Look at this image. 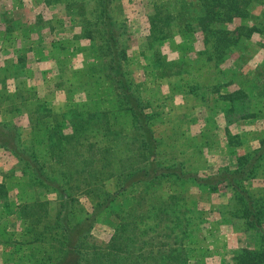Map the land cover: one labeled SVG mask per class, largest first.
<instances>
[{
	"label": "rangeland",
	"instance_id": "374dc122",
	"mask_svg": "<svg viewBox=\"0 0 264 264\" xmlns=\"http://www.w3.org/2000/svg\"><path fill=\"white\" fill-rule=\"evenodd\" d=\"M161 1H114V14L129 32L127 59L123 63L126 77L149 108L162 154L174 158L172 162L183 161L190 172L199 175L232 167L237 155L258 146L264 130V28L250 37L244 35V28L253 21L258 26L264 24L261 23L264 3L251 5V18H235L222 25L231 30L238 27L240 35L223 61H216L207 59L211 43H204L203 32L198 28L183 32L180 27H171L165 37L151 32L148 16ZM168 3L170 9L176 8L173 2ZM96 5V0H0V67L5 59L12 58L15 63V57L23 54L26 64L16 69L18 76L14 80H7L9 89L35 91L58 114L68 104L79 112L110 108L117 118L116 125L128 134L130 116L116 99L105 69V43L96 24ZM237 89L248 93L238 106V113L248 106L254 111L263 108L255 117L228 125L222 112L225 103L218 94ZM31 109L24 108L14 119L27 147ZM227 131L237 143L227 144ZM41 132H36V136L41 137ZM36 148L39 151L43 145L38 143ZM0 179L16 192V197L11 195L9 199L5 189L6 194L0 196V264H12L14 259L17 264H24L22 255L13 251L17 247L15 241L22 240L20 221L9 213L16 208L20 194L33 204L28 211L42 214L41 223L52 221L56 200L34 183L11 153L2 149ZM249 187L251 194L263 203L264 161L249 181ZM104 189L115 192L114 179L105 181ZM131 191L118 195L102 211L88 238L89 244L105 249L115 234L118 216L124 222L134 220L140 232L139 241L127 239L128 230L120 231L118 243L122 250L116 262L232 264L243 249L264 248L259 234L240 216L229 187L212 190L191 180L171 177ZM76 200L79 211L90 212L91 198L80 193ZM44 240L33 244L49 251V243ZM118 243L113 242L116 248ZM22 246L27 250L31 244L23 242ZM32 253L38 258L37 251ZM127 254L129 257L121 260Z\"/></svg>",
	"mask_w": 264,
	"mask_h": 264
},
{
	"label": "trees",
	"instance_id": "16d2710c",
	"mask_svg": "<svg viewBox=\"0 0 264 264\" xmlns=\"http://www.w3.org/2000/svg\"><path fill=\"white\" fill-rule=\"evenodd\" d=\"M114 1L96 0V24L105 43L107 76L116 99L130 116L128 134L116 125L117 118L112 116L110 108L83 109L79 112L68 104L64 112L58 114L45 99H39L35 91L20 92L16 87L13 91L9 89L7 80H14L18 76L16 69L26 64L23 54L15 57V63L12 58L5 59L0 67V149L11 153L35 184L54 195L57 204L53 220L41 223L42 214L28 211L33 204L19 194L17 206L11 213L20 221L22 240L15 241L17 247L13 248L14 253L22 254L20 259L24 264H124L126 261L116 262L118 252L122 250L118 243L120 231L128 230L126 238L137 243L140 232L136 222H124V218L118 216L115 234L102 249L88 243L97 217L121 193L139 186L148 188L156 181L171 177L191 180L212 190H217L219 186L229 187L234 193L240 216L264 243V202L251 194L249 187V181L264 161V130L253 151L237 155L234 166L219 168L207 175L192 173L183 161L177 159L172 162L174 158L169 159L162 154L149 108L124 72L129 32L114 14ZM168 2H173L176 8L170 9ZM253 3H264V0H197L196 3L163 0L153 6L148 16L150 30L165 37L171 27H180L183 32H193L198 28L203 32L204 43H211L207 59L223 61L228 49L237 42L240 32L238 27L231 30L222 28V25L231 23L235 18H251ZM261 23H264V13ZM263 25L258 26L253 21L252 25L244 28V35L250 37L252 33L261 31ZM12 63L14 69L11 71ZM218 97L225 103L222 112L228 125L234 122L238 125L240 119L255 117L263 108L260 106L254 111L248 106L244 112L238 113V106L248 97L247 91L241 89L218 94ZM28 107L32 108L29 114V147L24 146L14 120ZM232 115L233 119L230 118ZM41 130V137L36 136V132ZM226 133L229 134L227 144L238 142L228 131ZM38 143L43 145L39 151L36 148ZM109 179H114L117 186L113 193L104 189L105 181ZM80 193L93 200H90V212L79 211L76 196ZM129 224H134L132 229ZM145 231L148 232L147 229ZM44 239L49 243V251L36 248L33 244L46 242ZM23 242L30 243V249L26 250ZM113 242L118 243V248ZM144 243L149 245V242ZM31 250L38 252V258L35 259ZM127 257L129 254L121 260ZM37 259L38 262H35ZM17 261L14 259L12 263L17 264ZM232 264H264V248L243 249Z\"/></svg>",
	"mask_w": 264,
	"mask_h": 264
},
{
	"label": "crops",
	"instance_id": "0c3cea01",
	"mask_svg": "<svg viewBox=\"0 0 264 264\" xmlns=\"http://www.w3.org/2000/svg\"><path fill=\"white\" fill-rule=\"evenodd\" d=\"M5 189L8 191V194L7 195L9 196V199H10L11 195H13V196L16 197V194H15L16 192H13L12 189H9L8 184H6V182H4L3 180L0 179V196H4L6 194ZM2 204H4V203H1V205ZM16 204H17V202H16ZM9 214H11V216H13L11 212Z\"/></svg>",
	"mask_w": 264,
	"mask_h": 264
}]
</instances>
